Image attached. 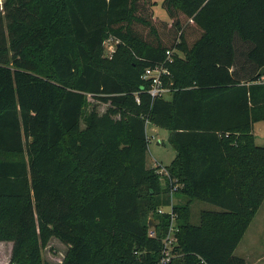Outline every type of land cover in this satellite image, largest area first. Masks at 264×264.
Listing matches in <instances>:
<instances>
[{"label": "trees", "instance_id": "16d2710c", "mask_svg": "<svg viewBox=\"0 0 264 264\" xmlns=\"http://www.w3.org/2000/svg\"><path fill=\"white\" fill-rule=\"evenodd\" d=\"M155 4L3 0L0 241L12 243L9 263L48 264L41 251L56 238L67 247L59 264H157L175 220L166 264H246L234 251L264 200V146L252 131L264 120V0H162L169 20L159 22ZM166 50L171 91L153 98L141 76ZM89 98L107 109L89 108ZM147 122L170 132L168 175L146 165ZM195 200L221 210H202L193 224Z\"/></svg>", "mask_w": 264, "mask_h": 264}, {"label": "rangeland", "instance_id": "374dc122", "mask_svg": "<svg viewBox=\"0 0 264 264\" xmlns=\"http://www.w3.org/2000/svg\"><path fill=\"white\" fill-rule=\"evenodd\" d=\"M162 0H156V4L153 7L155 19L158 22L163 20H169L166 11L161 6ZM3 0H0V11ZM160 18V19H159ZM196 37L195 31H190L188 33V39L193 40ZM116 41L111 40L108 44L105 45V51L109 53L113 50ZM90 107L94 106L99 113L104 112L108 104L98 101L96 99L89 98ZM146 135L149 138L148 150L146 165L148 167H154L160 165L162 168L168 165L175 156V149L169 141L170 132L161 127H157L147 122L146 124ZM253 132L255 134V143L260 146H264V120L255 122L253 125ZM156 162H158L156 164ZM176 195V194H175ZM173 196V204L184 203L185 199L182 197ZM162 210L170 211V207H163ZM202 210H213L220 211L221 209L211 203L195 200L190 204V222L193 224L199 223V214ZM261 212L253 219L252 223L249 226L248 232L243 240V243L247 245L249 243L250 237L258 233L259 237L264 239V219H262L261 214L264 212V204L260 210ZM173 215L176 216V212L172 211ZM173 225H175V220H173ZM263 242V240L261 241ZM66 245L62 244L56 238H51L48 244L42 249L41 254L43 259L48 264H59L61 258L63 257L66 251ZM235 255L239 254V250L234 252ZM7 255V250L4 247H0V258L5 259ZM239 256V255H237Z\"/></svg>", "mask_w": 264, "mask_h": 264}, {"label": "built area", "instance_id": "2783aa9c", "mask_svg": "<svg viewBox=\"0 0 264 264\" xmlns=\"http://www.w3.org/2000/svg\"><path fill=\"white\" fill-rule=\"evenodd\" d=\"M112 39H109L106 41V44H108ZM114 49V48H113ZM111 52V51H110ZM166 59L164 62L155 65L154 67L146 68L142 74V79L149 82V89L148 93L154 98V97H165L169 95L171 88V82L168 83L167 78L170 76V71L168 68L169 63L172 62L173 57V51L166 50ZM160 173L163 175H168L166 169L163 167L159 170ZM179 185L176 184L172 188V192L176 191V188ZM160 209L159 211H161ZM170 212H172L170 207ZM172 218L174 219L175 216L172 215ZM173 222V221H172ZM175 232L176 227L171 223L169 230L167 231L165 237L163 238V249H162V257L160 258L159 262L157 264H166L169 260L172 244L175 241ZM149 234L152 236L155 234L154 230H150ZM9 264H15V263H9Z\"/></svg>", "mask_w": 264, "mask_h": 264}, {"label": "crops", "instance_id": "0c3cea01", "mask_svg": "<svg viewBox=\"0 0 264 264\" xmlns=\"http://www.w3.org/2000/svg\"><path fill=\"white\" fill-rule=\"evenodd\" d=\"M252 131H253V127H252ZM253 134H254V132H253ZM254 136H255V134H254ZM157 163L158 162H156V164ZM263 204H264V200L261 203L260 207L258 208L257 213L255 214L254 218H256V216H258V214L261 212L260 210H261ZM261 217H262V219H264V212H262ZM252 221H251V223H252ZM249 226H248L247 230L245 231V233H244L242 239L240 240L239 244L235 248V251L239 250V254H237V255L243 257L245 259L246 264H264V239L260 238L258 233H255L250 237L249 243L247 245H245L243 243V240H244V238L248 232ZM262 240H263V242H261ZM0 247H4L7 250V255H6L5 259L0 258V264H9V260H10V256H11L12 243L9 241H0Z\"/></svg>", "mask_w": 264, "mask_h": 264}, {"label": "water", "instance_id": "95a60500", "mask_svg": "<svg viewBox=\"0 0 264 264\" xmlns=\"http://www.w3.org/2000/svg\"><path fill=\"white\" fill-rule=\"evenodd\" d=\"M149 226L150 227H153L154 226V222H153V219L152 218H150V220H149Z\"/></svg>", "mask_w": 264, "mask_h": 264}]
</instances>
